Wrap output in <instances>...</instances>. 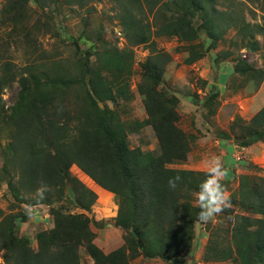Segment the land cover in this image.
I'll use <instances>...</instances> for the list:
<instances>
[{
    "label": "trees",
    "instance_id": "16d2710c",
    "mask_svg": "<svg viewBox=\"0 0 264 264\" xmlns=\"http://www.w3.org/2000/svg\"><path fill=\"white\" fill-rule=\"evenodd\" d=\"M70 1L81 6L84 0ZM112 1L119 7L117 16L127 42L131 46L144 45L148 50L140 63L136 84L146 119L136 125L150 128L158 152L130 149L123 122L107 105L109 102L118 107L121 100L131 99V52L104 49L95 54L94 66L89 65V54L85 52L87 55L77 63L74 74L56 63L48 65L45 60L28 61L19 71L10 61H1L0 138L6 141L0 147V182L6 183L18 206H49L65 200L89 212L96 195L70 175V168L75 166L117 199L114 225L125 231L124 244L104 252L94 243L91 219L83 213L71 214L62 207H52L49 214L53 227L35 234L34 248L29 239L16 233V225L25 217L15 213L4 216L0 212L4 264H80L79 249L84 250L92 264H130L140 256L170 261L189 253L200 211L191 201L207 173L167 167L186 161L190 149L187 135L176 125L178 98L159 88L171 59L158 49L155 38H176L188 43L184 62L191 65L214 49L228 30L236 29L247 50L262 51L263 68L254 70L237 60L234 70L250 73L257 84L264 81V27L246 22L244 15L231 7L219 9L216 0ZM244 1L264 14V0ZM30 2L44 7L52 0H7L0 7V27L9 26L10 37L23 34L31 47L34 33H48L51 28L42 24L41 30L38 21L28 24L26 8ZM249 12L254 14V10ZM201 33L204 38L193 43ZM256 35L261 37V43L255 40ZM13 82L18 84V90L13 104L6 107L1 94ZM217 94V88L211 86L204 98L194 101L195 105L213 113ZM241 122L236 119L231 125L241 147L264 143V100L247 124ZM177 175L182 182L170 190L167 181ZM231 176L234 172L229 170L223 181L225 186ZM41 182L50 191L43 201H38L35 193ZM229 196L232 209L237 207L257 217L234 214L226 208L225 228L221 229L226 237L220 238L215 228L203 259L264 264V179L253 181L241 176L237 190Z\"/></svg>",
    "mask_w": 264,
    "mask_h": 264
},
{
    "label": "rangeland",
    "instance_id": "374dc122",
    "mask_svg": "<svg viewBox=\"0 0 264 264\" xmlns=\"http://www.w3.org/2000/svg\"><path fill=\"white\" fill-rule=\"evenodd\" d=\"M6 1L0 0V7ZM216 1L219 9L231 7L232 10L244 15L246 22L257 23L264 27V14L256 10L255 5L244 0H236L237 2L233 3L227 0ZM250 9L254 10V14L249 12ZM26 11L30 26L38 21V27L42 24L48 25L51 32L34 33V43L30 47L24 41L23 34L10 37L9 26H1L0 64L1 61H10L19 71L28 61L45 60L48 65L56 63L74 74L77 72V63L87 55L85 52L89 54L90 66L96 64L95 54L104 49L115 48L119 51L131 52L128 82L131 99L126 102L121 100L118 107H114L109 102L107 105L123 122L130 149L138 148L141 151L157 153L158 144L150 128L136 125V122L146 119L136 84L140 78V63L144 62L148 50L144 45L131 46L127 42L117 16L119 14L117 4L112 0H84L79 6L70 0H52L50 5L44 7L30 2ZM194 23L198 25V19H195ZM57 26L58 30H56ZM43 27L41 26L40 29H44ZM236 32V29L228 30L214 49L191 65H186L184 62L188 55V43L180 42L176 38H155L158 49L168 53L171 59L164 69L159 88L178 98L179 120L176 125L187 135L190 149L186 161L174 162L167 167L208 173L206 162L212 157H217L227 171L234 172V177L231 176L225 186L228 195L237 190L241 176L250 177L253 181L264 179V143L257 142L241 147L240 141L231 131V125L236 119L247 124L260 110L264 100V81L257 84L250 73H238L234 70L237 60L254 70L262 69V51L247 50L244 41ZM203 38L204 34L201 33L198 40L193 43H198ZM255 40L261 43L260 36L256 35ZM211 86L217 88L218 94L214 101L213 113H208L207 109L201 110L194 101L204 98ZM17 90L16 82L3 89L1 97L6 107L13 104ZM222 133L228 137L225 138ZM5 141L3 137L0 138V147ZM70 175L76 177L96 195L89 212L75 208L62 200V202H53L49 206H31L32 214L27 215L26 209L29 206L24 204L18 206L9 194L4 181L0 182V212L4 216L15 213L25 217L16 225V233L29 239L34 248L35 234L53 227L52 217L49 214V209L52 207H62L64 212L71 214L83 213L91 219L90 229L95 234L94 243L104 252H111L122 246L125 231L114 225L117 199L112 193L94 184L75 166L70 168ZM191 204L198 206L197 194L193 196ZM228 208L232 209V206ZM232 210L234 214L252 216L237 207ZM223 221L222 212L208 223L195 222L190 251L180 258L162 261L158 258L146 259L140 256L130 261V264H234L230 260L203 259L207 242L215 228L220 238L226 237L224 230H221L225 228ZM2 254L0 250V264H4ZM79 255L80 264H92L83 249H79Z\"/></svg>",
    "mask_w": 264,
    "mask_h": 264
},
{
    "label": "clouds",
    "instance_id": "9594fccd",
    "mask_svg": "<svg viewBox=\"0 0 264 264\" xmlns=\"http://www.w3.org/2000/svg\"><path fill=\"white\" fill-rule=\"evenodd\" d=\"M206 165L208 167V173L206 174V178L200 183L197 193V202L200 209L197 219L201 223L210 222L214 217L228 208L231 203L230 196L227 194L223 183L228 175L227 169L217 157L209 159ZM181 182L182 177L177 175L170 177L167 185L170 190H175ZM48 191H50V187L44 182H41L35 193L38 201H43L45 199V193ZM26 214H32L31 205L26 209Z\"/></svg>",
    "mask_w": 264,
    "mask_h": 264
},
{
    "label": "water",
    "instance_id": "95a60500",
    "mask_svg": "<svg viewBox=\"0 0 264 264\" xmlns=\"http://www.w3.org/2000/svg\"><path fill=\"white\" fill-rule=\"evenodd\" d=\"M139 247H141V243H139Z\"/></svg>",
    "mask_w": 264,
    "mask_h": 264
}]
</instances>
